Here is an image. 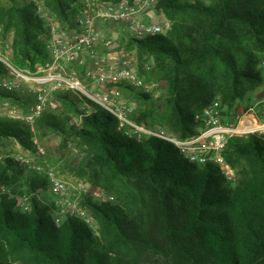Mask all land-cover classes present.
Wrapping results in <instances>:
<instances>
[{
    "label": "trees",
    "instance_id": "obj_1",
    "mask_svg": "<svg viewBox=\"0 0 264 264\" xmlns=\"http://www.w3.org/2000/svg\"><path fill=\"white\" fill-rule=\"evenodd\" d=\"M21 1L0 0V25L13 29L11 65L34 71L49 58L47 29L35 1ZM39 1L74 25L77 0ZM155 7L170 21L169 29L145 38L131 35L130 43L142 70L146 60H153L152 72L165 82L164 97L121 87L134 90L142 104L130 114L132 122L187 139L198 134L195 114L207 103L220 100L225 123L235 104L264 81L257 68L264 57V0H159ZM8 75L0 61V78ZM15 91L0 89V97L19 100ZM52 94L79 121L43 113L37 126L65 140L74 137L85 152L90 180L114 200L84 199L96 228L75 216L56 224L55 202L46 204L36 196L47 180L30 178V210L20 212L15 207L21 191L16 186L9 194L2 186L24 170L14 159L3 158L0 264H264V132L228 137L222 154L238 176L230 180L213 161H191L157 135H135L129 125L119 128L113 113L82 93ZM257 112L262 116L260 106ZM30 134L28 123L0 119V139L14 137L27 145Z\"/></svg>",
    "mask_w": 264,
    "mask_h": 264
},
{
    "label": "built area",
    "instance_id": "obj_2",
    "mask_svg": "<svg viewBox=\"0 0 264 264\" xmlns=\"http://www.w3.org/2000/svg\"><path fill=\"white\" fill-rule=\"evenodd\" d=\"M159 0H77V12L74 16V27L69 29L59 26L56 22L48 26L49 43L48 50L50 61L44 66L39 65L33 76H26L15 69L9 60L0 55V61L5 63L11 74H16L26 80L36 82L35 104L31 107L26 118L33 121L39 116L48 104L49 96L56 90H77L87 96L93 102L101 105L118 119V127L124 128L129 125L132 131L149 132L157 135L177 146L180 152L191 161L204 163L213 161L221 167L222 171L229 173L231 168L225 162L223 150L227 146V139L237 133H247L251 130L240 131L238 128L251 124H264V88L260 96L255 98L251 105L243 107L236 127L224 124L223 115L220 109L218 98L211 100L199 112H196L195 119L201 124L198 134L187 139H179L170 133H156L145 131L131 121L132 108L120 100V84L132 85L145 92H150L152 86L141 78L136 70L131 67L132 57L124 50H113L114 43L111 38L101 39L99 24H124L130 29L131 35L137 38H145L156 34L166 33L170 27V21L164 19L161 23L147 22L142 18V13L150 6L157 4ZM37 12L48 18V13L41 5H38ZM103 41L106 53L98 55L97 45ZM87 57L95 58V67H86L85 77L77 75L73 65L85 66ZM259 66L264 74V57L260 60ZM109 82L111 86L104 92L98 93L83 83ZM19 79H3L0 86L6 91H14L20 87ZM6 103L0 101V112ZM260 106L262 116L257 112ZM6 113L8 117L15 114ZM255 131V130H254ZM40 154H44L42 148H38ZM14 159H18L13 156ZM3 156L0 155V161ZM41 169L42 166H36ZM232 172V171H231ZM50 180L49 189L56 196L55 204L58 212L53 215L56 224H61L68 216H75L84 219L90 225L94 223L87 208L82 207L79 202L72 198L69 185L54 175L52 171L47 172ZM80 193L89 194L93 199L99 201H110L114 198L101 188L90 189L88 185H80ZM20 206L23 210L30 209L29 197L22 194Z\"/></svg>",
    "mask_w": 264,
    "mask_h": 264
},
{
    "label": "rangeland",
    "instance_id": "obj_3",
    "mask_svg": "<svg viewBox=\"0 0 264 264\" xmlns=\"http://www.w3.org/2000/svg\"><path fill=\"white\" fill-rule=\"evenodd\" d=\"M16 1L19 3L22 2L21 0H16ZM34 1H35L34 10L37 14H39L37 12L38 5H41L44 8V10H46V12L48 13V18L46 16L43 17L42 15L39 14L43 19L47 29L46 31L47 35H45L47 36L45 38V45L47 46V50H48L49 49L48 26L50 24L56 22L59 26H63V27L67 26L69 29L75 28L74 27L75 25L71 24L70 22L59 19L57 16H55V14L51 13V11H49L44 6L42 1L39 0H34ZM204 1L208 2L209 0H204ZM142 15H143L142 18L147 22L161 23L164 21V19H166L163 13L160 10H158L155 7V5L145 9ZM99 33L101 39H107V38L112 39L114 43L113 50H117V51L124 50V52H128L131 55L132 57L131 67H133L136 70L137 74L141 78H143V80L146 83L152 86L150 92H152L153 96L156 99H161L162 97H164L165 82L160 78V76L156 72H152V66H153L152 59L146 60V63L142 70V68L139 65L137 49L134 45L130 43L131 41L130 29L126 27V25L122 23L121 24L101 23L99 24ZM12 37H13V29L12 28L5 29L3 25H0V55L4 56L7 60H10L12 56V48H11ZM106 52L107 49L104 48L103 41H101L97 45V53L98 55H101ZM95 60H96L95 58L87 57V61H86L87 63L85 66H81L77 64L73 65L77 75L81 78L85 77L84 72L86 67H92V66L95 67L96 66V64L94 63ZM49 61H50V55L45 62H40L36 64V68L34 71H30L28 68H23L18 71L26 76H33L34 73H36V70L39 65L44 66ZM257 68H260V66L258 65ZM5 78L12 80L19 79L21 84L20 87L15 91L19 96V100L16 98L9 99V98L0 97V101L6 103L5 108L2 109V111L0 112V119L9 118L11 120L24 121L30 125V130H31V134L29 135L26 141L27 145H22L21 142H19V140L14 137L0 139V155H2L3 158L10 157L12 159H14L13 156H16L18 159H14V160L19 162V164L23 167L24 170L23 175L18 177L14 182L2 186V192H8L9 194H13L12 193L13 189L16 186L18 187L17 192L21 191L20 193H17L18 202L15 208L20 212L30 210V209L23 210L22 207L20 206V199L22 194H27L29 197V202L31 200L30 197L31 195L29 192H27V186H26L27 185L26 180L30 178H38V179L41 178L47 180V187H45V189H38L36 191V196L41 202L46 204L55 202L56 196L53 195L49 189L50 180H48V176H47V172L49 170L52 171L55 176L62 179L69 185V191L71 193L72 198H75L82 207H85L83 203L84 199L87 196L90 197L92 196L89 194L80 193L79 192L80 185L86 184L89 186L90 189L101 188L102 190L108 193L109 191H107L103 186L99 184H94L90 180L89 177L90 169L85 167L84 164L85 152L83 151V148L77 143V140L74 137L70 136L65 140L57 131H54L44 125L40 127L37 126L38 123L36 121L38 118L42 116L43 113H51L60 118H66L69 116L70 120L74 122L76 121L78 122L79 121L78 117L71 112L68 105L66 103H63L61 100H59L56 94H51L49 96L48 104L45 106L43 112L39 116L35 117L33 121L30 122L25 118L27 114H29L31 107H33L36 101L35 98L36 82L32 80L30 81L26 80L23 77L16 74L2 76L0 78V82ZM83 83L87 86V88H90L91 90H94L95 92L98 93L104 92L107 88L111 86V84L106 81L99 84L96 83L94 84L84 80ZM120 88H121L120 100L122 102H125L127 105H129L132 108L131 115L135 114L138 110L142 108V104L140 103V100L137 97V93L134 90L125 88L124 86L121 87V84H120ZM263 88H264V81L262 82L261 85L256 87L255 90L249 92L244 99L239 100L235 104L233 112L226 115V117H224L225 123L230 126L236 127L238 125L237 123L239 121L240 114L243 111V107L247 105L249 106L250 103H252V101L255 100V98L260 96ZM0 89L4 90L1 86ZM72 91H75L76 94L81 93L77 90H72ZM248 98L252 99L250 103L248 102ZM80 106L81 108H84L87 111H90L91 109L90 107H86L84 104H80ZM4 112H7L9 114L10 113L15 114V116L8 117L7 115H5L6 113ZM262 121H264V118L262 119ZM260 125L264 126V124H260ZM143 129L145 131H149L146 130L144 127ZM256 130L264 132V129H256ZM140 132L137 133L133 132V133L135 135H138ZM165 133H169V132L166 131ZM237 134L240 135L243 133H237ZM38 148H42L44 150V154H40ZM36 166H42V168L38 169ZM231 171L229 173H225L223 171V173L227 179L236 180L238 176L235 169L231 168ZM108 194H111V192H109ZM112 200H114V198ZM56 212H58L57 206L53 214H55ZM90 226H92L93 228L97 227L95 220L94 223H92Z\"/></svg>",
    "mask_w": 264,
    "mask_h": 264
},
{
    "label": "bare ground",
    "instance_id": "obj_4",
    "mask_svg": "<svg viewBox=\"0 0 264 264\" xmlns=\"http://www.w3.org/2000/svg\"><path fill=\"white\" fill-rule=\"evenodd\" d=\"M254 128L256 129H264V126H261L260 124H251V125H248V126H244V127H239L238 130L240 131H247V130H253ZM255 130V129H254Z\"/></svg>",
    "mask_w": 264,
    "mask_h": 264
},
{
    "label": "water",
    "instance_id": "obj_5",
    "mask_svg": "<svg viewBox=\"0 0 264 264\" xmlns=\"http://www.w3.org/2000/svg\"><path fill=\"white\" fill-rule=\"evenodd\" d=\"M256 130V129H255ZM252 131H254V130H252Z\"/></svg>",
    "mask_w": 264,
    "mask_h": 264
},
{
    "label": "crops",
    "instance_id": "obj_6",
    "mask_svg": "<svg viewBox=\"0 0 264 264\" xmlns=\"http://www.w3.org/2000/svg\"><path fill=\"white\" fill-rule=\"evenodd\" d=\"M228 125V124H227Z\"/></svg>",
    "mask_w": 264,
    "mask_h": 264
}]
</instances>
